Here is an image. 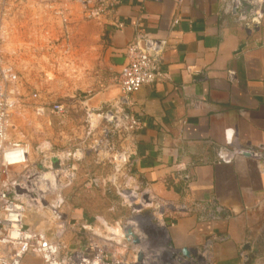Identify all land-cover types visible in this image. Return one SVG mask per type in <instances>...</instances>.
<instances>
[{
	"label": "crops",
	"instance_id": "crops-1",
	"mask_svg": "<svg viewBox=\"0 0 264 264\" xmlns=\"http://www.w3.org/2000/svg\"><path fill=\"white\" fill-rule=\"evenodd\" d=\"M247 4L246 13L238 0H117L100 20L113 75L129 44L161 47L162 78L125 109L136 124L133 182L160 210L169 245L207 264H264V165L217 158L224 147H264V0ZM118 95L111 87L100 99L116 104ZM193 204L218 219L177 211ZM110 241L137 261L133 245Z\"/></svg>",
	"mask_w": 264,
	"mask_h": 264
},
{
	"label": "rangeland",
	"instance_id": "rangeland-1",
	"mask_svg": "<svg viewBox=\"0 0 264 264\" xmlns=\"http://www.w3.org/2000/svg\"><path fill=\"white\" fill-rule=\"evenodd\" d=\"M100 20L80 0H0V75L15 76L4 82L14 101L9 139L28 150L27 164L10 169L31 190L25 223L49 238L62 230L69 245L79 234L71 249L91 238L107 248L131 228L144 264H187L171 258L161 212L133 182L134 126L101 102L116 84Z\"/></svg>",
	"mask_w": 264,
	"mask_h": 264
},
{
	"label": "built area",
	"instance_id": "built-area-1",
	"mask_svg": "<svg viewBox=\"0 0 264 264\" xmlns=\"http://www.w3.org/2000/svg\"><path fill=\"white\" fill-rule=\"evenodd\" d=\"M80 1L85 6L87 17L92 19L102 18L105 13L112 12L117 5V0ZM173 23L176 24L177 21L174 20ZM139 43H131L126 47L125 61L114 77L119 95L116 104L109 112L110 117L121 115L130 106V97L133 93L162 78L159 66L161 47L148 40L143 45ZM14 79L15 76L8 72L0 75V264H22L26 257L35 258L40 264H137V261L128 262L125 254L126 245L119 244L118 248L123 249V252L118 253L116 250L110 251L112 248L110 240H107L106 248L101 247L91 238L85 246L71 249L72 245L64 241V231L59 230L49 238L44 233L33 232L26 225L25 212L28 201L24 202V196H27L26 193H30L31 190L22 178L10 177L11 168L25 166L28 161L27 147L9 139L14 101L7 94L4 82ZM51 113L62 114L63 106L54 104ZM131 123L133 126L136 125L134 122ZM237 156L250 157L264 165V147L231 146L217 151V158L223 163H228ZM177 211L195 212L199 220L218 219L212 207L198 204L180 205ZM221 240L223 241L224 238ZM164 245L176 262L207 264L204 260L194 259L189 252L190 258L183 257L181 251L169 245L168 238Z\"/></svg>",
	"mask_w": 264,
	"mask_h": 264
},
{
	"label": "water",
	"instance_id": "water-1",
	"mask_svg": "<svg viewBox=\"0 0 264 264\" xmlns=\"http://www.w3.org/2000/svg\"><path fill=\"white\" fill-rule=\"evenodd\" d=\"M238 1L240 3V6L245 10V12L246 13L249 12L248 10H250V7H251V6H248V4H247V1H249V0H238ZM123 238H124V240H126L127 242H129L130 244L135 245V246L140 243V239L138 238L137 234L131 228L126 229V231L123 234ZM181 254L183 257L190 258L187 250H182ZM171 258L174 260L173 255H171ZM137 263L142 264V255L141 254H139L137 256Z\"/></svg>",
	"mask_w": 264,
	"mask_h": 264
},
{
	"label": "bare ground",
	"instance_id": "bare-ground-1",
	"mask_svg": "<svg viewBox=\"0 0 264 264\" xmlns=\"http://www.w3.org/2000/svg\"><path fill=\"white\" fill-rule=\"evenodd\" d=\"M39 185H40V184H39ZM39 185H38V186H39ZM36 188H37V187H36ZM39 188H40V187H39ZM165 236H166V234L164 233V231H162V237H164V240L166 241V237H165Z\"/></svg>",
	"mask_w": 264,
	"mask_h": 264
}]
</instances>
